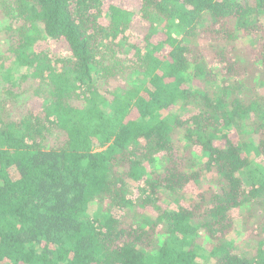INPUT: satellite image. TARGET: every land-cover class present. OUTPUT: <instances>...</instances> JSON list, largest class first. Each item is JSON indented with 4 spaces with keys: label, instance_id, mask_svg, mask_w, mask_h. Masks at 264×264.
Segmentation results:
<instances>
[{
    "label": "trees",
    "instance_id": "obj_1",
    "mask_svg": "<svg viewBox=\"0 0 264 264\" xmlns=\"http://www.w3.org/2000/svg\"><path fill=\"white\" fill-rule=\"evenodd\" d=\"M0 71V264H264V0H0Z\"/></svg>",
    "mask_w": 264,
    "mask_h": 264
},
{
    "label": "rangeland",
    "instance_id": "obj_2",
    "mask_svg": "<svg viewBox=\"0 0 264 264\" xmlns=\"http://www.w3.org/2000/svg\"><path fill=\"white\" fill-rule=\"evenodd\" d=\"M136 2H137V0H123L124 7L126 9H128V10L135 9L136 8ZM9 61H10V63H9L10 74H11V77H12L11 80L14 81L15 79H17L16 80L17 82L15 84V86H16L18 84V80L20 78L19 75H18L19 74V71H18L19 69H18V67H15V64L13 63L12 59H9ZM1 87L5 88L4 84H2Z\"/></svg>",
    "mask_w": 264,
    "mask_h": 264
}]
</instances>
